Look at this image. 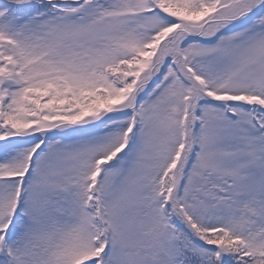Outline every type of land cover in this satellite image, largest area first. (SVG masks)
Masks as SVG:
<instances>
[{
    "label": "snow or ice",
    "instance_id": "6c2138e0",
    "mask_svg": "<svg viewBox=\"0 0 264 264\" xmlns=\"http://www.w3.org/2000/svg\"><path fill=\"white\" fill-rule=\"evenodd\" d=\"M0 264H264V0H0Z\"/></svg>",
    "mask_w": 264,
    "mask_h": 264
}]
</instances>
